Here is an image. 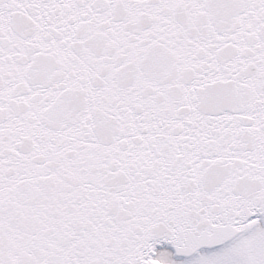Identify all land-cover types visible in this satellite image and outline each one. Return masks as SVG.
Segmentation results:
<instances>
[{"label": "snow or ice", "instance_id": "snow-or-ice-1", "mask_svg": "<svg viewBox=\"0 0 264 264\" xmlns=\"http://www.w3.org/2000/svg\"><path fill=\"white\" fill-rule=\"evenodd\" d=\"M0 264H264V0H0Z\"/></svg>", "mask_w": 264, "mask_h": 264}]
</instances>
